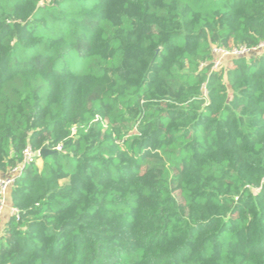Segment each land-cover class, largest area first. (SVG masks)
<instances>
[{
  "label": "trees",
  "instance_id": "1",
  "mask_svg": "<svg viewBox=\"0 0 264 264\" xmlns=\"http://www.w3.org/2000/svg\"><path fill=\"white\" fill-rule=\"evenodd\" d=\"M19 165L0 264H264V0H0Z\"/></svg>",
  "mask_w": 264,
  "mask_h": 264
},
{
  "label": "built area",
  "instance_id": "2",
  "mask_svg": "<svg viewBox=\"0 0 264 264\" xmlns=\"http://www.w3.org/2000/svg\"><path fill=\"white\" fill-rule=\"evenodd\" d=\"M252 50H255V48L250 49L245 46L236 47L232 49L214 47L213 48V53H214L213 68L214 69L220 68L224 64L227 58L244 56V55L249 54ZM23 154H24V159L21 165H23L24 163H29L33 161L35 157L39 156V151L34 152L28 147L24 150ZM21 165L12 169L9 174H2V172L0 171V217L7 203L8 189L14 183L15 175H17L19 171L21 170ZM16 213H17V210L11 207V215H16Z\"/></svg>",
  "mask_w": 264,
  "mask_h": 264
},
{
  "label": "crops",
  "instance_id": "3",
  "mask_svg": "<svg viewBox=\"0 0 264 264\" xmlns=\"http://www.w3.org/2000/svg\"><path fill=\"white\" fill-rule=\"evenodd\" d=\"M11 205L10 203H6V206L4 207V210L2 212V215L0 217V233L4 228V224L7 221L8 217L11 216Z\"/></svg>",
  "mask_w": 264,
  "mask_h": 264
},
{
  "label": "water",
  "instance_id": "4",
  "mask_svg": "<svg viewBox=\"0 0 264 264\" xmlns=\"http://www.w3.org/2000/svg\"><path fill=\"white\" fill-rule=\"evenodd\" d=\"M52 152L50 149L47 148V146H43L40 150H39V156L41 157H45L48 153Z\"/></svg>",
  "mask_w": 264,
  "mask_h": 264
},
{
  "label": "rangeland",
  "instance_id": "5",
  "mask_svg": "<svg viewBox=\"0 0 264 264\" xmlns=\"http://www.w3.org/2000/svg\"><path fill=\"white\" fill-rule=\"evenodd\" d=\"M38 163L40 164L41 162H40V161H38Z\"/></svg>",
  "mask_w": 264,
  "mask_h": 264
}]
</instances>
